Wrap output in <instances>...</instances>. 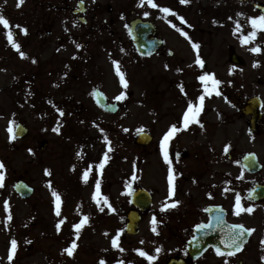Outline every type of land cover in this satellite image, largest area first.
<instances>
[{
    "label": "rangeland",
    "instance_id": "obj_1",
    "mask_svg": "<svg viewBox=\"0 0 264 264\" xmlns=\"http://www.w3.org/2000/svg\"><path fill=\"white\" fill-rule=\"evenodd\" d=\"M77 1L23 0L17 7L18 0H0V14L9 21L14 39L26 53L20 56L8 41V29L0 25V156L7 164L5 171L0 170L6 177L5 189L0 181V264H100L101 259L105 264H166L170 256L180 254L182 248L177 244L181 238L163 239L160 223L155 224L154 232L146 216L138 235L129 236L124 228L133 189L154 185L157 201L161 199L162 179L156 162H160V156L149 159L148 155L161 146L171 121L186 106L184 95L171 96L170 91L174 96L179 95V84L176 81L171 84L170 72L165 68L177 69L182 62L186 71L192 67L189 84L194 85V78L198 81L199 71L193 60L199 50H192L186 40L188 37L195 42V37L201 45L202 59H208L206 72L225 82L222 91L216 94L201 81L202 86L194 97L203 95L208 102L200 123L217 120L218 126L224 125L216 138L230 146L234 191L243 178V171L235 168L238 156L254 151L264 163V116L258 132H250L248 118L239 110L242 102L251 96L259 95L264 101V50L250 51L257 44L264 49V30L258 31L256 39L249 43L241 39L253 30L250 18L262 15L253 2L264 3V0H189L187 3L154 0L157 5L173 10L168 14L147 2L140 6L139 0H85L88 9L103 11L96 23L89 21L87 25L72 15L71 8L77 7ZM109 6L113 8L110 13ZM132 9L136 10L135 14L156 21L160 35L167 42L160 55L141 58L135 53L127 24L133 16ZM145 12L149 15L145 16ZM17 25L26 28L27 34ZM229 46L243 56L244 66L229 63ZM167 50L173 56H167ZM114 61H119L127 87L120 82ZM150 80L160 84L152 90ZM205 82L210 86L211 81ZM94 88L103 90L110 100L120 102V112L103 113L94 104ZM206 88L211 90L210 95ZM121 92L125 96L117 100ZM169 99L177 104L174 110H168V115L161 118L151 113L150 110L156 109L152 108L155 103L163 109L171 107ZM194 100L190 101L194 103ZM10 121L15 122L13 133L8 131ZM19 121L29 128V134L23 139L15 136L12 139ZM141 129L155 136L153 147L134 144V135ZM42 140L48 142L45 150L39 149ZM86 142L89 147L85 146ZM79 147L93 156L94 161L85 162L86 156L79 153ZM107 159H110L108 163ZM85 171L87 181L83 179ZM259 176L264 180V169ZM18 178L35 188L27 200L21 199L13 189ZM97 181L102 195L97 192ZM53 192L61 198L59 216ZM246 215L230 216L255 230L244 252L221 258L207 253L191 264H240L241 260L243 264H264V216ZM84 216L88 217L87 223L75 229L73 225ZM60 220L64 222L57 229ZM119 229L123 231L117 248L112 238ZM12 239L17 241V247L9 260ZM72 241L76 242V248L68 255L64 249ZM156 248L161 251L156 253ZM136 249H143L156 259L149 262Z\"/></svg>",
    "mask_w": 264,
    "mask_h": 264
},
{
    "label": "flooded vegetation",
    "instance_id": "obj_2",
    "mask_svg": "<svg viewBox=\"0 0 264 264\" xmlns=\"http://www.w3.org/2000/svg\"><path fill=\"white\" fill-rule=\"evenodd\" d=\"M239 1L247 2V0ZM60 8L63 7L60 6ZM73 11L74 9L71 8L72 15L75 18H86L84 25H87L89 21L96 23L103 14L100 8L86 9L84 14H75ZM108 12L110 13L111 10H108ZM132 13L135 14V11ZM49 34H52L51 30ZM164 46L165 42L159 51L163 50ZM170 54L173 55L172 52ZM214 130L215 128L213 127ZM215 140V132L201 133L197 131L195 124L190 143L186 145L184 143L168 145V155L172 162L173 176L171 195H169V164L165 161L162 153L160 164L162 185L161 189H159L161 199L159 202L157 201L155 196L158 194L157 191H154V196L152 194V205L146 212V216L149 226L153 225V217L156 218V223H160L161 237L162 234L164 235L163 239L167 236L181 238L182 241L177 244V247L182 248L181 252L183 253L184 251L188 253L187 241L193 236L194 227L200 223L207 222L209 216H220V214L211 213V207H221L224 210L223 215L227 219L230 216H247L246 214L264 216V198L260 201H249L247 199L252 185L264 183V180L259 176L262 171L249 173L243 169V178L237 182L238 186L233 191V186L235 185V182H232L231 171L233 157L228 154V151L226 152L223 149V145H217ZM152 155L153 153L151 152L150 156ZM245 178H252V180L249 182ZM153 187L155 186H150L149 190L153 191ZM237 195L240 197L241 205L238 215L233 210L236 207L232 206L233 196L236 198ZM176 201H179V204L172 206ZM165 203L169 207L162 210V205ZM247 208H251L252 211L248 212ZM214 251L213 248H209L206 252ZM186 256L188 257V255ZM190 262L191 260L189 259L188 264Z\"/></svg>",
    "mask_w": 264,
    "mask_h": 264
},
{
    "label": "snow or ice",
    "instance_id": "obj_3",
    "mask_svg": "<svg viewBox=\"0 0 264 264\" xmlns=\"http://www.w3.org/2000/svg\"><path fill=\"white\" fill-rule=\"evenodd\" d=\"M81 2H83V0H81ZM145 2H147V4L150 5L151 7H154V8L155 7H160V10L163 13L168 14V13H172L173 12V10L171 8L161 7V6L157 5L154 2V0H139L140 6H143L145 4ZM180 2L181 3H187V2H189V0H180ZM22 3H23V0H18L17 7H19L20 4H22ZM144 15L147 16V15H149V13L148 12H145ZM180 19L183 20L184 18L183 17H180ZM250 23L252 25V29L253 30L251 32H249L246 36L245 35H242L241 39H242V42L243 43H249V42L255 40L256 37H257L258 31L264 30V14H262L260 16L251 17L250 18ZM0 25H3L4 28L8 29V31L6 32V35H7V38H8L9 43L19 52V54H20L21 57H24L26 55V53H24L21 50V45L14 39L13 32H12L11 28L9 27V21L4 17L3 14H0ZM16 27L17 28H21V30L23 31V33L24 34H27V29L26 28H22V26H20V25H17ZM237 30H239V28ZM182 34L185 35V36H187V33L186 32H183L182 31ZM192 46H193L194 49H198V47H199L196 43H193ZM77 47H81V45H77ZM262 50H264V49H262L261 45H259V44L255 45L254 47H252L250 49V51H252L253 53H259ZM195 63L198 64V65L203 66V61L201 60V58L199 57V55H197V58H196ZM256 63L258 64V62H256ZM114 64L116 66L117 75L120 77V82L125 87H127V81L124 78V73L120 70L119 61H114ZM177 71H182V70L181 69H177ZM198 79L201 80V81L211 80L214 85H219L221 83V81L216 80L214 78V74L207 73V72H205L203 75L199 76ZM181 90L183 91V86L182 85H181ZM206 91L208 92L209 95L211 94V90H208L206 88ZM217 94H219V93H217ZM124 96H125V93L124 92H121L116 97V99L117 100H120ZM198 100L200 101L199 106L194 105L193 102H191V101H189V103H188L187 110L185 111L184 116H183V128L184 129H186L188 127V125L193 120H196L197 115L199 114V112L203 108L204 96L201 95L200 97H198ZM57 111H59L61 113V115H63L62 110L57 109ZM196 122L199 123L198 120ZM14 123H15L14 121H10L9 122V128H8L9 133H13V127H12V125ZM55 130L58 132L59 131V128H57ZM142 130L143 129H141V131ZM178 130L179 129L177 128V125H175V124L171 125L170 128H169V130L164 134V136H163V138L161 140V150L163 152V156H164L165 161L169 164V177H168L169 184H170L169 195L172 194L171 182H172L173 176H172V167H171V163L172 162L169 159V155H168V143H169L170 138ZM101 131H103V130L101 129ZM10 138L14 139L15 137H14V135H12ZM104 139L107 141L108 140V137L105 136ZM229 147H230L229 145H226L225 146V151L226 152L228 151V148ZM31 151H32V149H29V152H31ZM105 158H107V154H105ZM103 166H104V164H103V161H102L101 164H100V168L102 169ZM3 168H4L3 162H0V169H3ZM45 171L47 172L48 170H45ZM83 179L85 181H87V179H88V172L87 171L84 172ZM2 180H3V173L0 172V181H2ZM96 189H97V192H98L99 191V181H97ZM53 195L56 198V205H57L56 206V215L59 216L60 215V210H59L60 203L59 202H60V199L61 198H60L59 194L56 193V192H53ZM93 198L94 199L96 198L95 195H94ZM104 201H105V203H107V197L104 198ZM176 204H179V201H176L172 206H175ZM5 205H7V201H5ZM108 207L112 211H115V209L112 208L111 204H108ZM167 207H169V205L167 203H165L164 205H162V210L166 209ZM235 207L237 209L236 214L238 215L239 214V211L241 210L240 197H239V195H237V197H236V205H235ZM246 210L247 211H252L251 208H248ZM101 211H103V208H101ZM8 219L10 220L11 219V216H9ZM87 221H88V217L87 216H84L80 220V222L74 224L73 227L75 229L79 230L82 227L83 224L87 223ZM63 222H64L63 220H60L57 223V229L60 228V225ZM152 224H153V229L152 230L155 232L156 231V227H155L156 218L155 217H153ZM196 227L197 228H202V227H204V225L198 224V225H196ZM232 227H233V231H231L229 234H227V236L225 237V242L228 244V246L230 248H235L236 250H240L243 247V244L241 243V241H242V239L244 237V234L246 232H252L254 230L253 229H246V228H244L243 225H237V226H232ZM122 231H123V229H119L117 231L116 236L112 238V244H113L114 247H117V248L120 247V245L118 243V238H119V236H120V234H121ZM76 235L77 236L79 235V232L78 231H77ZM16 247H17V241L15 239H12L11 240V247H10V250H9V256H8V259L9 260L12 259V254L15 252ZM75 248H76V242L75 241H72L71 246L69 248L64 249V251L67 252L68 255H72L73 254V250ZM135 251H137L141 256L146 257L149 262H151V261H153V260L156 259L155 256L149 255L143 249H136ZM155 251H156V253H159L161 251V249L160 248H156ZM215 251L217 252L218 255H223V253H222V251H221V249L219 247H216ZM229 254L231 255V254H234V253H229ZM100 264H105V261L103 259H101ZM226 264H227V262H226Z\"/></svg>",
    "mask_w": 264,
    "mask_h": 264
},
{
    "label": "water",
    "instance_id": "obj_4",
    "mask_svg": "<svg viewBox=\"0 0 264 264\" xmlns=\"http://www.w3.org/2000/svg\"><path fill=\"white\" fill-rule=\"evenodd\" d=\"M260 9L264 12V6H259ZM135 30V31H134ZM155 28L154 25L150 22H144L140 19H137L132 22V37L133 41L137 47V50L140 54L146 55L153 53L160 45V41L156 39H150L149 35L150 33L154 32ZM232 60L236 62H241L239 57L236 55L232 56ZM96 101L97 103L102 106L105 110H113L112 106L108 105L106 103V98L98 91L96 92ZM258 106L256 105V108ZM259 115H256V118L254 121H258ZM27 133V129H25L22 125H19L17 128V134L19 136H23ZM150 141V136L146 133H141L138 138L137 142H142L143 144H147ZM244 165L250 170V171H256L260 166L256 163V157L254 155H248L244 158ZM16 190L19 191L24 196H29L32 192V188L26 186L23 182H18L15 186ZM256 192V193H255ZM253 198L258 199L264 195V189L256 187L252 190ZM132 201L138 205L142 210L147 209V207L150 204V196L144 189H138L135 191L132 195ZM130 222L127 225V231L129 233H136L138 231V222L140 220V216H129ZM232 225L225 222L224 217L219 219L213 220L211 223V226H208L207 229L199 230V232H196V235H199L201 237L208 236V233L210 236H212L211 244H213L215 247L219 248H230L228 244L225 242V237L227 234H229L231 231H233ZM248 235V232L244 234V237L241 241V243L246 239ZM200 241L197 242L195 240L192 241V246L197 248L196 252H192V255L194 257H197L200 255L203 250L206 248L204 245L203 238L199 239ZM232 250H236L235 248H231ZM237 251V250H236ZM182 261H176L172 259L169 264H181Z\"/></svg>",
    "mask_w": 264,
    "mask_h": 264
}]
</instances>
